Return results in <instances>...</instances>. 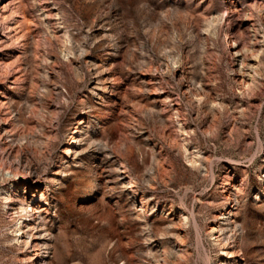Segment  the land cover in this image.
<instances>
[{
  "label": "rangeland",
  "instance_id": "374dc122",
  "mask_svg": "<svg viewBox=\"0 0 264 264\" xmlns=\"http://www.w3.org/2000/svg\"><path fill=\"white\" fill-rule=\"evenodd\" d=\"M33 253L264 264V0H0V264Z\"/></svg>",
  "mask_w": 264,
  "mask_h": 264
},
{
  "label": "bare ground",
  "instance_id": "6f19581e",
  "mask_svg": "<svg viewBox=\"0 0 264 264\" xmlns=\"http://www.w3.org/2000/svg\"><path fill=\"white\" fill-rule=\"evenodd\" d=\"M77 131V128H75V130H74V132H76ZM73 132V133H74ZM73 143V138L71 137L70 138V143H69V145L70 144H72ZM69 145L65 148V150H64V152H65V154L67 155L68 153H69V151H70V148H69ZM35 181H36V179H35ZM34 183H36V182H34L33 180H32V182H31V185L28 187V189H29V191H33V188L35 187L33 184ZM24 204H23V200H20L19 202H18V208L20 209V211H21V216H19V218L20 219H22L25 215H24V213L27 211L25 208H24V206H23ZM29 210L30 211H32V215H33V222L28 226V228H33L34 227V225H33V223L36 221V212H35V206H34V204H30L29 205ZM31 214H28L27 216H30ZM24 223V222H23ZM27 223H25V225H26ZM19 228L21 229V227L19 226ZM27 242V241H26ZM28 243V242H27ZM26 243V244H27ZM36 258V253H33L32 254V257H31V263L30 264H33V260Z\"/></svg>",
  "mask_w": 264,
  "mask_h": 264
}]
</instances>
